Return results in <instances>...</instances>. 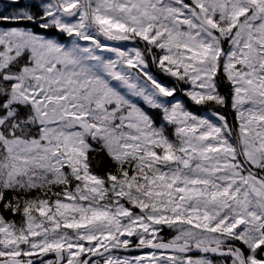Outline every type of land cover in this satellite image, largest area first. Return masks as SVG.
<instances>
[{
	"label": "snow or ice",
	"instance_id": "6c2138e0",
	"mask_svg": "<svg viewBox=\"0 0 264 264\" xmlns=\"http://www.w3.org/2000/svg\"><path fill=\"white\" fill-rule=\"evenodd\" d=\"M0 264H264V0H0Z\"/></svg>",
	"mask_w": 264,
	"mask_h": 264
},
{
	"label": "trees",
	"instance_id": "16d2710c",
	"mask_svg": "<svg viewBox=\"0 0 264 264\" xmlns=\"http://www.w3.org/2000/svg\"><path fill=\"white\" fill-rule=\"evenodd\" d=\"M6 2H7V0H4V3H6ZM162 79H166V78H163V77H162ZM169 83H170V82H169ZM222 92H223L224 94H226V95H228V94L230 93L229 86H228L226 83L222 85ZM192 110H193L194 112H195V111H196V112L199 111V109L196 108V107H193ZM222 111H224V112L226 113L230 125L235 126V125H234V123H235V122H234L235 116H234V112H232L231 108L229 107L228 109H222ZM233 122H234V123H233ZM168 131H169V135H170V134H171V129H169ZM109 166H110V162L104 161V162H102L101 166L97 169V171H98L101 175H103V173L107 170V168H108ZM8 219H14L15 222H16L17 224H19V223L21 222V218H20L19 216H17V217H11V216H8ZM163 235H164V237H165L166 239H169V238L173 235V233H172L170 230L165 229L164 232H163Z\"/></svg>",
	"mask_w": 264,
	"mask_h": 264
},
{
	"label": "rangeland",
	"instance_id": "374dc122",
	"mask_svg": "<svg viewBox=\"0 0 264 264\" xmlns=\"http://www.w3.org/2000/svg\"><path fill=\"white\" fill-rule=\"evenodd\" d=\"M170 82V81H169ZM196 112V111H195ZM198 112V111H197ZM234 116H235V113H234ZM235 122V123H234ZM234 125L236 124V121H235V119H234ZM144 253H147V252H143V253H140V252H137V253H132L133 255H136V254H144Z\"/></svg>",
	"mask_w": 264,
	"mask_h": 264
},
{
	"label": "water",
	"instance_id": "95a60500",
	"mask_svg": "<svg viewBox=\"0 0 264 264\" xmlns=\"http://www.w3.org/2000/svg\"><path fill=\"white\" fill-rule=\"evenodd\" d=\"M148 249H145V250H143V251H147ZM49 256H53L54 257V254H51V253H49V255H48V257Z\"/></svg>",
	"mask_w": 264,
	"mask_h": 264
}]
</instances>
